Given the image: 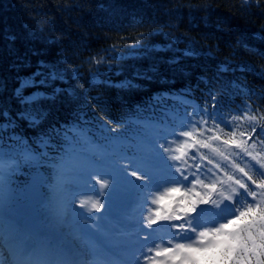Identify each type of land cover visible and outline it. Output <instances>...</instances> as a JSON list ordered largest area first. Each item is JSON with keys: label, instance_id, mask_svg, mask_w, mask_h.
Listing matches in <instances>:
<instances>
[{"label": "trees", "instance_id": "16d2710c", "mask_svg": "<svg viewBox=\"0 0 264 264\" xmlns=\"http://www.w3.org/2000/svg\"><path fill=\"white\" fill-rule=\"evenodd\" d=\"M262 30L264 0L259 7L255 0L250 6L242 0H0V111L7 108L15 115L23 110L14 92L38 61L58 62L69 76L78 70V77L65 81L70 96L47 108L43 128L27 121L15 123L20 143L0 142L6 154L1 162L23 166L36 158L45 182L41 183L44 197L59 209L61 170L80 153L104 161L88 150L80 135L106 151L114 147L108 153L115 152L118 163H127L131 154L143 156L154 134L152 125L160 126L156 98L162 93H189L179 97L187 101L189 112L211 105L209 97L214 94L224 121L243 115L247 104L264 113V56L251 51L264 52V42L256 38ZM141 33L147 34L143 42L164 51L136 62L128 57V46ZM114 44L122 48L124 67L96 65L94 61L106 54L115 55ZM191 48L194 54L182 55ZM173 57L179 63H170ZM151 62L159 67L155 78L134 81L136 87L131 89L124 86L134 67ZM244 64L255 70L244 71ZM32 91L25 89L24 94ZM239 123L237 133L246 130L249 121ZM57 125L58 137L43 135ZM213 131L224 139L233 129L218 123ZM116 148L123 151L122 157L116 155ZM114 161L109 160L112 166Z\"/></svg>", "mask_w": 264, "mask_h": 264}, {"label": "snow or ice", "instance_id": "6c2138e0", "mask_svg": "<svg viewBox=\"0 0 264 264\" xmlns=\"http://www.w3.org/2000/svg\"><path fill=\"white\" fill-rule=\"evenodd\" d=\"M255 2L259 7L262 0ZM242 3L250 6L252 0H242ZM146 35L141 33L128 46V57L136 62L148 61L154 54L164 51L163 47L143 42ZM256 38L264 42V30ZM111 51L115 55L106 54L94 63L113 70L117 66L124 67L126 58L121 54V46L114 44ZM251 51L264 56L258 48ZM189 52L194 54L195 49L191 48L182 55ZM169 62L179 63V58L173 57ZM242 68L244 71L255 70L248 64ZM158 74L159 67L155 62L147 67H134V74L124 82V86L134 88V81H148ZM261 75L264 76V72ZM73 76L78 77V70L69 76L58 62L38 61L35 69L19 82L20 87L14 92L15 100L24 106L23 110L15 115L7 108L0 111V142L13 140L20 143L16 137L17 121H27L32 127L43 128L49 115L47 108L58 99L70 96L67 90L70 85H66L65 81ZM28 88L34 91L25 95ZM189 95L169 92L156 98L162 117L159 135L154 145L155 153L144 161L142 169L129 171L130 164H121L91 174L89 179L94 187L100 186L96 194L102 195L100 189H107L109 182L115 188L126 177H134L142 182L145 204L153 190L159 192L167 187L163 194L152 199L151 203L158 207L153 210L155 218L148 219L147 224L166 227L171 239L157 235L149 245L148 237H145L133 264H264V113L247 104L243 115L224 121L217 113L214 94L209 97L211 105L198 106L191 112L185 106L187 101L179 99ZM245 118L249 121L247 129L237 133L235 129L241 127L239 121ZM218 123L233 129L229 138L222 139L215 134L213 130ZM58 128L59 125L51 132L44 131L43 135L49 139L58 137ZM181 141L175 150L177 154H173L172 145ZM215 142L227 146L228 155L219 149L213 150ZM41 143L48 146L45 140ZM206 150L216 154L209 156ZM4 155L0 152V161ZM158 167H162L163 171H155ZM175 185H183L186 190L181 191ZM99 207L98 203L92 204V208ZM225 207L231 209V218L226 222L219 223L207 216L210 210L219 212ZM157 240L160 244L156 243ZM161 244L165 246L161 247ZM0 264H8L7 258L0 260Z\"/></svg>", "mask_w": 264, "mask_h": 264}, {"label": "rangeland", "instance_id": "374dc122", "mask_svg": "<svg viewBox=\"0 0 264 264\" xmlns=\"http://www.w3.org/2000/svg\"><path fill=\"white\" fill-rule=\"evenodd\" d=\"M159 129L160 126L152 125L151 130H154V134L146 142L145 154L139 157L131 154L127 163L114 161L113 153L115 154V152L108 153V150L114 147H110L107 151L105 150V153H102L104 154L102 156L104 163H99L103 165L97 164L95 159L90 155L78 154L72 163L61 170L59 193L62 197V205L59 209L49 205L45 197L39 203H32L23 191L24 182L26 180L28 181L26 178L30 175L32 168H36L35 170L38 171L36 158L32 157V163L29 162L23 166L16 163L10 166V164L0 161V199L2 198L10 202L11 208L16 212L13 215L11 214V217L13 216L11 218L12 220L24 219L29 214V219L34 223L35 227L49 234L58 229L63 232L73 230V236L81 243L78 244L81 247L79 250L81 249L83 251L84 249L88 250V247H84L86 242H95V238L100 241L101 239H107L106 236L100 233V230H102L101 220H103L106 223L103 228L113 234L112 236H114L113 240L115 242H118L119 238L125 239L123 241L127 243L123 249L127 254L132 256L131 261L133 262L135 256L138 254L137 249L145 243V237H148L147 243L151 239L150 231L153 225L149 226L147 221L148 219L155 218L153 210L158 207V205L152 204L151 201L163 194L167 190V187L161 188L159 192L153 190L152 196L149 197L148 203L145 204L143 202L144 188L142 187V182L136 180L134 177H126L115 188L109 182L107 189H100L102 195H97L96 189L100 188V186L96 185L94 187L92 181L89 179V175L109 170L111 168L110 166H112L109 160H113L116 167H119L121 164H130L129 171L142 169L145 166L144 161L151 158L155 153L154 145L159 135ZM179 143H182V141L172 145L173 154H177L175 150L179 147ZM212 149H219L220 151H224L225 155H228L226 154L228 153L227 146L219 142L213 143ZM114 151L120 157L124 154L123 151L121 152L117 148ZM206 151L209 156L216 154L212 150ZM0 152H2L1 149ZM217 158L219 159L218 155ZM155 171L162 172L163 168H155ZM38 174L41 183L44 184L43 175L40 171ZM175 186L180 187L181 191L186 190L183 185ZM213 200H216L215 196H213ZM93 203H98L100 207L98 209L92 208ZM22 207L25 208V213L21 212ZM31 210H34V213ZM230 212L231 209L225 207L219 212L210 210L207 216L211 219L218 220L219 223H224L226 219L231 218L229 215ZM221 217L225 219H221ZM119 223L129 224V228L125 229V231H134V233L126 235L118 234L123 228ZM138 229L145 234L142 235L141 232H137Z\"/></svg>", "mask_w": 264, "mask_h": 264}, {"label": "bare ground", "instance_id": "6f19581e", "mask_svg": "<svg viewBox=\"0 0 264 264\" xmlns=\"http://www.w3.org/2000/svg\"><path fill=\"white\" fill-rule=\"evenodd\" d=\"M32 211V210H31ZM30 212V211H28ZM34 213V210L32 211ZM16 212L11 208L10 206V202H7L5 200H3L2 198L0 199V227L5 224V223H11V228L16 230V229H19L20 227H22V229L24 230H30L31 228L33 230H35L37 232V227H35L34 223L29 219V214H27L26 217L21 218V220L23 219V224L22 226H19V224H17L15 222V220H12L11 218V214H15ZM15 216V215H14ZM48 227V226H47ZM49 230V229H48ZM152 230H155V231H152ZM152 230L150 231V241L147 243V244H151L152 242V239L157 236V235H161V236H164L165 239H171V236L169 235V231H167L165 228L163 227H157V225H153L152 227ZM40 231V230H39ZM57 231H61L60 229L56 230ZM19 232V230L17 231ZM137 232H141L140 229L137 230ZM54 233V232H52ZM100 233L103 234L104 236H112L111 234H109L108 232H106V230H100ZM128 233H134V231H129ZM142 235H144L145 233L142 231L141 232ZM74 231L73 230H69L68 232H63V237L65 238H68V241L70 242H74L76 246H79L78 244H81L80 241H78L74 236ZM52 239V236L49 235V238L48 240H51ZM97 239V238H96ZM32 242V241H31ZM156 243L160 244V241L157 240ZM175 243V242H174ZM110 245H114L115 243H112L111 241L109 242ZM165 246L164 244H161V247ZM34 247L38 249V247H40V245L38 244V242H36L34 244ZM84 247H88V250H86L87 252H89V254H87L85 257L84 260H90V258H92L90 256V252H93L94 256L95 255H100V251H101V248L98 244L96 243H88L86 242V244L84 245ZM81 248V247H80ZM124 253V252H123ZM4 256H5V249L3 246L0 245V259L3 260L4 259ZM123 256V259L126 258V261L128 262V264H133V262H131L132 260V256H130L129 254H127L126 252L124 253V255H121ZM50 256H46V258H49ZM57 255L54 254L52 255V258L56 259ZM58 258V257H57ZM67 258H65L66 260ZM85 263V261H84Z\"/></svg>", "mask_w": 264, "mask_h": 264}, {"label": "water", "instance_id": "95a60500", "mask_svg": "<svg viewBox=\"0 0 264 264\" xmlns=\"http://www.w3.org/2000/svg\"><path fill=\"white\" fill-rule=\"evenodd\" d=\"M38 173V171L32 172L23 188L24 193L32 203H38L43 197V188Z\"/></svg>", "mask_w": 264, "mask_h": 264}]
</instances>
